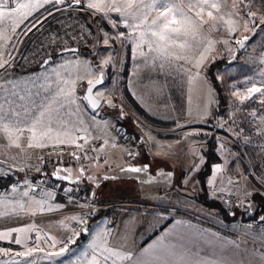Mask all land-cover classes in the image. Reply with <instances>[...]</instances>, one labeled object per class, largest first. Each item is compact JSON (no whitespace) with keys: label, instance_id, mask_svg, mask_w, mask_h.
I'll list each match as a JSON object with an SVG mask.
<instances>
[{"label":"rangeland","instance_id":"obj_1","mask_svg":"<svg viewBox=\"0 0 264 264\" xmlns=\"http://www.w3.org/2000/svg\"><path fill=\"white\" fill-rule=\"evenodd\" d=\"M173 2L182 3L184 11L192 17L197 26L189 35H182L174 42L166 44L158 41L151 34V21L157 15L155 9L146 7V15L140 18L139 11L142 9L126 7L119 0H81L80 4L75 3L74 0H52L22 21L18 19L17 14L0 21V85L3 84L2 82L14 80L30 82L29 86L35 88V92H40L32 96L34 99L32 103L38 109L44 106L41 111L50 113L51 128L57 123V118L54 116L58 112V108H55L58 104L66 103L67 117L70 111L78 113L85 104L81 91L85 82L95 75L88 49L95 52L97 63L105 68V80L94 88V92L103 102L99 111H96L98 116L108 115L105 125L102 124L106 129L95 136L98 127L93 122L90 123L91 128H88L85 140L59 144L66 148L76 143L85 144L84 150L80 152L82 149L80 148L74 157L68 155L66 151L54 152L52 145L44 146L41 152L38 149L40 153L38 156L26 154L30 166L21 168L26 177L36 179L40 177L37 176L40 170L44 172L47 170L48 174L45 173L44 176L57 175L61 180L72 184H75L74 178L81 177L83 181L80 185H83L93 175L88 185L90 192L94 191L98 194L104 189L106 182L103 181L102 184L96 173H91L92 170H89L90 163L82 165L80 159L88 156L87 154L93 149L105 145L112 144L120 148L129 145L133 142L131 135L135 130L141 140L140 133H143L148 143L179 146L177 157L172 156L174 154L168 149L156 148L159 149L158 152L162 151L166 158L169 157L180 166L178 183L188 184V188H181L178 195L174 191L164 192L160 198L165 205L187 210L193 200L187 197L198 189L194 175V169L199 162L198 155L201 154L205 139L212 134L216 142L215 151L220 156V161L213 166V173L209 177L211 194L220 202L224 195L235 194L246 201L247 209L252 205L248 200L252 191L264 195V110L259 107L264 108V87L259 93L249 95L252 84L264 86V0H209V3L218 5V10L202 4L204 11L201 17L196 16L199 8L189 9V0H173ZM191 2L195 5L197 0ZM89 3L100 5V10L88 8ZM116 7L120 10L116 11ZM208 11H212L214 19L208 17ZM112 12L126 19H134L138 24L122 23L117 16L111 14ZM129 25L140 26V31H144L146 40L159 50L154 54L148 53L149 50L146 49L147 55L156 56L160 61L157 67L134 65L130 82H140L142 101L150 104L155 102V106L158 107L157 113L162 118L174 119L172 126H156L148 122L144 114L149 116L150 114L138 103L140 110L136 109L125 96L122 82H125L130 57L128 32L125 27ZM133 35L137 37L138 33ZM134 42L135 47H138V39ZM70 45H77L78 50L55 53L59 48ZM45 56H51L52 59L40 65L39 62ZM141 57L142 55H134V59L137 60ZM216 60L223 61L214 70V76L225 98L224 104L218 108L215 92L205 72L207 65ZM62 82H66V85H62ZM109 82H120V91L116 93L114 101L118 100V104L123 107L124 110L116 111V115L124 119L125 123H117L113 116L114 112L107 109V107L112 109L111 105H105L110 104L113 98V87ZM144 82H151L154 85L153 93ZM58 88H61L59 93ZM43 90L45 94L41 92ZM2 93L5 94L4 91ZM246 95H249L248 100H244ZM84 113L90 121L96 117L95 113H89V109ZM67 121L74 122L69 118ZM118 127L126 130V144L117 143L110 137ZM66 133H69L68 130ZM171 134H174L175 138H169ZM93 136L95 137L92 138ZM98 138L101 140L100 143H90ZM38 152L36 151L37 154ZM74 159L75 172L63 171L61 167L63 165H58L59 161H65L68 164L65 166L71 167L70 162ZM141 167L142 165L139 168ZM6 169L11 168H0L1 172H5ZM132 173L136 174L139 180L151 175L147 172L142 175L140 171ZM67 174L70 178L65 180ZM19 183H22V177ZM76 185L80 187L79 184ZM101 200L123 202L115 209L110 207L112 210H117L128 203L126 202L128 200L120 198ZM150 203L140 199L134 205L159 207L157 206L159 204ZM214 213L216 219L199 214H195L196 217L190 216L215 226L233 241L249 244L246 240L237 239L233 234L219 227L225 224L219 220L218 212L214 211ZM184 215L187 217V214ZM230 223L232 229L234 224ZM260 250L264 252L263 249Z\"/></svg>","mask_w":264,"mask_h":264},{"label":"crops","instance_id":"obj_2","mask_svg":"<svg viewBox=\"0 0 264 264\" xmlns=\"http://www.w3.org/2000/svg\"><path fill=\"white\" fill-rule=\"evenodd\" d=\"M50 1L52 0H17L18 3L27 4L29 7L20 9L15 15L17 14L18 19L22 21ZM120 1L126 5V0ZM150 3L151 0L150 2L136 0L139 7L134 5L131 8L142 9L143 12L139 11L141 18L146 15V5ZM111 14L117 16L122 23L136 22L134 19H126L114 12ZM125 28L128 32L130 57L123 87L136 103L150 116L152 115L151 117L171 121V124L165 126H172L174 119L162 118L157 113L158 107L155 106V102L150 104L142 101L139 90L140 82H130L134 65L157 67L160 64L156 56L147 55L146 49L149 50L148 53L154 54L159 50L146 40L144 31H140V26L129 25ZM136 39L139 41L138 47H135ZM134 55H142V57L137 60L134 59ZM2 83L0 85V168L11 169H6L5 172L0 170V176L12 170L23 171L21 168L30 166L26 154L31 153L32 156H38L40 155L38 149L41 152L44 146L85 140L88 128H91L90 123L94 122L98 127L95 136L106 129L102 124L105 125L108 115L98 116L96 112L103 105L101 100L97 110H91L83 103L84 106L78 113L70 111L68 117L66 103L58 104L55 107L58 108V112L54 116L57 118V123L54 120L55 126L51 128L50 113L41 111L44 106L38 109L32 103L37 92L34 91L35 88L29 86L30 82L14 80ZM144 83L146 87L152 89L153 93L154 85L151 82ZM109 84L113 87V98L110 104L105 105H111L112 109L110 107L107 109L114 112L113 116L116 121L125 123L124 119L116 115V111L124 109L118 104V100L114 101L116 93L120 91V82H109ZM62 85H66V82H62ZM57 90L58 93L61 92V88ZM3 91L5 94L2 93ZM248 99L249 95H246L244 100ZM259 107L262 111L264 110L263 106ZM88 109L89 113H95L96 117L91 118L92 121L88 120L87 114L84 113ZM123 114L127 115L125 112ZM68 118L74 122H68ZM174 134L168 137L175 138ZM140 135L142 140L133 130L131 135L133 142L129 145L122 148L112 144L105 145L96 150L93 149L90 154H87L88 156L80 159L82 165L89 162L91 173H96V177L100 178L102 184L103 181L106 184H104V189L96 194L94 191L90 192L88 185L93 175L83 185H80L83 181L81 177H76L74 178L76 181L71 182L86 187L90 194L99 199L120 198L128 200L126 201L128 203L117 210L101 211L98 217L89 224L86 232L81 234V239L69 244L68 248L67 246L58 247V241L67 232L72 214L55 211L64 208L65 202L47 191H44L40 197L31 195L27 188L19 183L20 179L0 187V264H264V252L257 247L233 241L215 226L191 217L199 214L216 219L214 211H217L214 208L200 207L192 194L187 197V199H193L187 210L163 204L160 197L164 192L174 191L178 195L181 188H188V184L185 185L182 182L180 186L178 183L180 166L168 156L169 159L166 158L161 151L168 149L174 154L172 156L177 157L179 146L154 145L147 142L143 133ZM156 147H160L161 152H158L159 149ZM83 150L84 148L80 149V152ZM198 157L199 162L197 168L194 169V175L203 160L201 154ZM59 162L58 165H63L61 166L63 171L75 172L73 170L75 159L70 162L71 167L65 166L68 165L65 161ZM144 163L146 165H143ZM216 163L211 164V171L205 179L210 197L214 195L209 190L208 181ZM141 165L142 167L139 168ZM133 168L140 169L142 175L144 172L151 175L139 180L137 175L132 173ZM183 168L181 169L184 170ZM43 172L41 174H44ZM52 177L60 179L57 175ZM64 178L67 180L70 176L67 174ZM140 199L143 202H151L150 204H159L157 205L159 207L134 205ZM193 201L198 203L195 204ZM183 213L187 214V217ZM218 218L224 222L220 214ZM108 221L109 225H107ZM17 240L20 242L16 243Z\"/></svg>","mask_w":264,"mask_h":264},{"label":"built area","instance_id":"obj_3","mask_svg":"<svg viewBox=\"0 0 264 264\" xmlns=\"http://www.w3.org/2000/svg\"><path fill=\"white\" fill-rule=\"evenodd\" d=\"M12 5L11 0H9V6ZM110 137L113 141L120 144L127 142L126 132L122 127L116 128ZM100 142L101 140L98 138L93 139L90 143L97 144ZM84 146L85 144L80 143L73 144L68 148L63 145H56L53 146V151L57 153L66 151L68 155L74 157L77 155L78 150ZM22 184L27 188L28 193L33 196L40 197L44 191H47L52 196L58 197L66 204L64 208L58 211L71 212L69 214L73 215L67 232L58 241V247L68 246L78 236L85 233L89 224L93 221L95 213H100L110 207L115 209L123 203L101 200L76 184L49 175L32 179L23 174ZM220 203L228 215H233L236 212V217L231 221L223 222L225 225L219 227L228 231L229 234H233L237 239H244L249 244L264 250V216L259 215L254 218H244L248 210L246 201L235 194L224 195ZM230 222L234 224L232 229V223ZM107 225H109V221Z\"/></svg>","mask_w":264,"mask_h":264},{"label":"trees","instance_id":"obj_4","mask_svg":"<svg viewBox=\"0 0 264 264\" xmlns=\"http://www.w3.org/2000/svg\"><path fill=\"white\" fill-rule=\"evenodd\" d=\"M87 52L90 56L91 64L97 65V61L95 59V52H93L91 49H88ZM222 63H223L222 60H216L214 62H210L207 65L206 70H205L209 84L212 87V89L214 90L215 95H216V99H217L216 106H217V108L221 107L225 102V98H224V95L220 89V85L214 76V70L216 68H218ZM125 68L126 67L124 66V69ZM125 72H126V70H124V73ZM122 88H123V91L125 93V96L127 97V99L130 100V103L136 109L140 110V107L137 105V103L131 98L129 93L124 89L123 82H122ZM144 116L148 120V122H150L154 125L165 126V125L171 124V121L159 120V119L153 118L147 114H144ZM117 123H122V121L121 122L117 121ZM215 147H216V142L213 138V135L209 134L207 136V138L205 139L204 147L201 149V155L203 157L202 163L199 166V168L195 174L197 184H198V189H197V191L193 192L192 195H193V198L196 201H198L199 203H201L203 206H205L207 208L216 209L219 212L221 219L224 222H228V221L233 220L236 217V212L233 215H228L224 211L220 201L217 198L208 196L206 183H205L206 176L211 171V164L220 161V157L216 153ZM263 165H264V159H263ZM42 171L43 170H40L37 176L42 177L45 175V173L47 174V172H44V174H41ZM22 175H23L22 171L12 170L10 173H7L5 175L0 176V187H4L7 184L11 183L12 181L20 179L22 177ZM80 188L87 190V188L84 186H80ZM248 200L251 202L252 205H251V208L247 210V214L244 215V218H254V217H257L259 215L264 216V195L260 194L257 191H252L248 197ZM98 215H99V212L95 213L93 216V220L96 219L98 217ZM81 237H82V235L78 236L76 238V240L74 241V243L79 241L81 239Z\"/></svg>","mask_w":264,"mask_h":264},{"label":"snow or ice","instance_id":"obj_5","mask_svg":"<svg viewBox=\"0 0 264 264\" xmlns=\"http://www.w3.org/2000/svg\"><path fill=\"white\" fill-rule=\"evenodd\" d=\"M74 2L80 4L81 0H74ZM11 3L15 6L9 7V0H0V21L11 17L20 9L29 7L27 4L18 3L17 0H11ZM202 4L218 10V5L216 3H209V0H197L195 5H193L191 0H189L188 7L189 9L192 7L199 8V11L196 12V16L201 17L204 11V8L201 7ZM134 5L139 7V5L136 4V0H126L127 7L131 8ZM87 6L88 8H96L97 10H100V5L95 3H89ZM146 7L155 9L157 12V15L151 21L152 36L156 37L158 41L164 42L165 44L168 42H174L182 35H189L197 26L192 17L184 11L182 3L176 4L173 0H151V3L146 5ZM115 10L119 11L120 9L116 7ZM207 15L209 18L214 19L212 11H208ZM146 18L147 17H145V19ZM141 23H143V20ZM181 47H183V45H181ZM97 83H99V81H97ZM89 85L90 87L88 91L91 92L92 81H89ZM251 91H259V89H252ZM131 170L137 172L140 171L138 168H133ZM19 242V240L16 241V243Z\"/></svg>","mask_w":264,"mask_h":264},{"label":"water","instance_id":"obj_6","mask_svg":"<svg viewBox=\"0 0 264 264\" xmlns=\"http://www.w3.org/2000/svg\"><path fill=\"white\" fill-rule=\"evenodd\" d=\"M78 46L77 45H70V46H64L59 48L58 50L55 51L56 54H61L64 52H70V51H77ZM52 59L51 56H45L41 62L40 65H43L47 62H49ZM95 69V75L90 78L87 82H85L84 87L81 91V97L85 105L93 110L96 107H98L100 103V98L94 93V88L101 84L105 80V74H104V66L100 65L97 63V65H92ZM89 81H92V86H91V92L88 91L90 85ZM99 81V83H97Z\"/></svg>","mask_w":264,"mask_h":264},{"label":"bare ground","instance_id":"obj_7","mask_svg":"<svg viewBox=\"0 0 264 264\" xmlns=\"http://www.w3.org/2000/svg\"><path fill=\"white\" fill-rule=\"evenodd\" d=\"M263 87H264L263 85H254V86L251 85L249 89H251V90L252 89H259V91H251L250 90L249 95H252V94H255V93H259L261 91V89H263Z\"/></svg>","mask_w":264,"mask_h":264}]
</instances>
